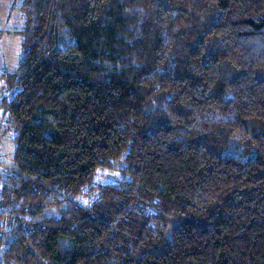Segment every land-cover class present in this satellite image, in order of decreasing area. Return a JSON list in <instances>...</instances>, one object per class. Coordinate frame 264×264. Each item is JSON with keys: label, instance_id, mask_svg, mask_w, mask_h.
Returning <instances> with one entry per match:
<instances>
[{"label": "trees", "instance_id": "16d2710c", "mask_svg": "<svg viewBox=\"0 0 264 264\" xmlns=\"http://www.w3.org/2000/svg\"><path fill=\"white\" fill-rule=\"evenodd\" d=\"M19 10L0 264H264V0Z\"/></svg>", "mask_w": 264, "mask_h": 264}, {"label": "rangeland", "instance_id": "374dc122", "mask_svg": "<svg viewBox=\"0 0 264 264\" xmlns=\"http://www.w3.org/2000/svg\"><path fill=\"white\" fill-rule=\"evenodd\" d=\"M21 0H0V29L2 30V40L0 42V74L6 69L9 73H15L17 70L21 49V37L16 34V30L21 27V16L19 7ZM5 72V70H4ZM10 93L4 82L0 81V102L2 99L8 97ZM2 110L0 108V152L1 162L3 167L11 169L13 167L12 154L13 143L12 134L6 125L2 122ZM118 167L122 164L118 163ZM118 179V173L115 171H99L96 179L95 186L99 184H107ZM97 194L91 196H81L78 202L82 206H90L94 202Z\"/></svg>", "mask_w": 264, "mask_h": 264}]
</instances>
